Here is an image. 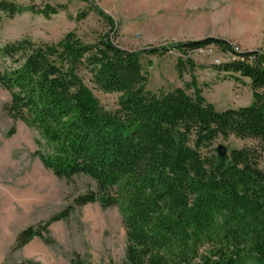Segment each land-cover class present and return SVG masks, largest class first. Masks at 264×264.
Wrapping results in <instances>:
<instances>
[{
    "label": "trees",
    "instance_id": "obj_1",
    "mask_svg": "<svg viewBox=\"0 0 264 264\" xmlns=\"http://www.w3.org/2000/svg\"><path fill=\"white\" fill-rule=\"evenodd\" d=\"M0 10L14 16L24 8L2 0ZM209 45L234 57L219 70L250 80V105L220 111L199 88L193 95L183 88L153 93L139 52L119 46L110 32L95 43L69 34L56 45L23 38L1 49L0 85L11 95L6 111L38 132L43 141L35 154L56 176L85 174L96 182V190L75 197L77 207H118L124 264H264L262 57L218 37L143 51L188 54ZM194 68L189 58L178 63L180 71ZM83 72L99 90L119 94L115 110L101 105ZM230 135L257 143L225 154L212 149ZM46 228H26L18 243L35 236L51 243ZM71 264L87 263L76 254Z\"/></svg>",
    "mask_w": 264,
    "mask_h": 264
},
{
    "label": "rangeland",
    "instance_id": "obj_2",
    "mask_svg": "<svg viewBox=\"0 0 264 264\" xmlns=\"http://www.w3.org/2000/svg\"><path fill=\"white\" fill-rule=\"evenodd\" d=\"M6 1L24 10L14 16L0 10V68L6 64L1 49L16 40L56 45L74 34L95 43L110 32L119 46L139 52L148 76L147 89L153 93L183 88L193 95L199 88L220 111L254 101L248 78L217 68L234 57L214 45L188 54L179 49L163 54L143 50L218 37L230 41L238 51H257L264 61V0ZM46 5L64 8L50 16L37 12ZM106 16L114 22L112 30ZM188 58L194 70L180 71L179 61ZM82 74L101 105L115 110L119 94L99 90L90 75ZM10 100V92L0 85V264H71L76 254L87 264H124L127 237L118 207H103L98 202L77 207L75 197L96 190V182L85 174L68 180L46 168L35 154L41 137L24 122L13 120L5 109ZM256 143L230 135L215 140L212 149L222 145L229 153ZM260 167L264 169V160ZM31 226L47 227L52 242L35 236L20 245L19 234Z\"/></svg>",
    "mask_w": 264,
    "mask_h": 264
},
{
    "label": "water",
    "instance_id": "obj_3",
    "mask_svg": "<svg viewBox=\"0 0 264 264\" xmlns=\"http://www.w3.org/2000/svg\"><path fill=\"white\" fill-rule=\"evenodd\" d=\"M218 151H219V153H221V154H225L226 153V148L224 147V146H219L218 147Z\"/></svg>",
    "mask_w": 264,
    "mask_h": 264
}]
</instances>
